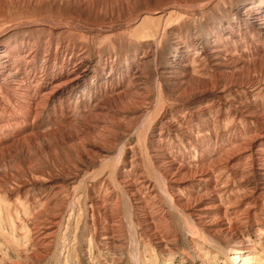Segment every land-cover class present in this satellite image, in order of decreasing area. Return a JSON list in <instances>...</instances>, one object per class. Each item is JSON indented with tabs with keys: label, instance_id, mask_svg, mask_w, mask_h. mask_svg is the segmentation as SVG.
<instances>
[{
	"label": "bare ground",
	"instance_id": "bare-ground-1",
	"mask_svg": "<svg viewBox=\"0 0 264 264\" xmlns=\"http://www.w3.org/2000/svg\"><path fill=\"white\" fill-rule=\"evenodd\" d=\"M88 1L0 0V206L2 203L10 205L8 193L12 189H15L13 195L21 199V189L29 183L50 188L42 198L44 207L34 217L33 257L39 260L49 253L57 235L62 219L60 208L67 200L61 196L62 191L73 187L74 192L76 184L86 185L85 174L99 163L103 164L108 153L119 147L112 170L116 186L122 189L121 194L128 196L124 203L127 205L125 218L131 226L146 223L138 208L144 203L157 205V196L163 194L173 209L186 213L192 208L199 219L209 218L205 225L213 236L236 240L232 223L221 215L219 197L213 190L216 188L215 169L217 163L225 159L226 168L245 158L261 160L264 104L261 103L260 112L248 110L244 115L228 100L227 94L245 84L257 86L251 91L255 96L264 92V0H243L235 10L226 8L227 1L232 3L233 0H191L190 3L163 0L156 6L122 8L98 3L88 8ZM211 14H218L219 21H211ZM197 17L202 18L200 29L206 36L183 35V30L194 26L192 22ZM172 34L178 37H170ZM132 36L145 40L126 49L134 43ZM170 44L175 45L171 61L163 50ZM190 47L195 50V67L190 63ZM158 61L165 64V71L159 80H156L157 75L155 78L156 82L160 81V93L153 110V102L148 105L147 101L157 94L149 90V72L145 68ZM118 67L126 68L115 76L114 70ZM169 99L176 107L186 106L181 108L182 112L189 109L195 114L208 113L216 106L221 109L228 106L234 109L235 120L246 117L254 125L242 127L241 131L249 134L247 138L238 135L227 138L225 148L223 141L219 144V136H215L213 149L198 148V158L191 157L189 148H182L183 163H179L164 149V129L167 127L168 132L175 129L178 137L187 136L190 140L193 136L181 125L188 120L186 114L180 116L173 108L167 111ZM244 106L252 110L260 105L255 99L253 105ZM176 116H180L181 121L177 122ZM154 120H161V127L159 133L150 138L148 130ZM212 120L215 124L218 121ZM137 127L139 145L128 148L129 168L119 171L118 164L127 152L126 140ZM138 147L148 159L146 165L156 184L140 172ZM237 152L239 156L235 155ZM39 161H43L40 167ZM108 167L111 165H104L101 172ZM261 170L264 171L263 167ZM98 184L101 185L99 191L97 184L87 188L93 216L100 215L110 205V210L119 217L122 196L109 190L107 179ZM105 188L108 192L102 197ZM201 190L207 192L198 193ZM261 190L263 196L264 186ZM258 198L264 203V196ZM250 203L258 202L249 197L247 204ZM21 204L30 210L28 202ZM167 216L166 212H160L147 218L156 223H168ZM190 226L192 234L197 233L195 225ZM167 232L162 238L168 237L172 230ZM104 235V239H109V233ZM146 241L150 249L151 239ZM175 241L173 239L170 245ZM158 245L162 253L168 248L164 239ZM154 247L150 249L151 260L147 264H156L158 249ZM234 249L238 253L243 251ZM140 258L145 256L141 253Z\"/></svg>",
	"mask_w": 264,
	"mask_h": 264
},
{
	"label": "rangeland",
	"instance_id": "rangeland-1",
	"mask_svg": "<svg viewBox=\"0 0 264 264\" xmlns=\"http://www.w3.org/2000/svg\"><path fill=\"white\" fill-rule=\"evenodd\" d=\"M161 1L163 0H89L88 8H91V6L95 5L96 3L104 4L105 6H109V8H122L126 6L132 7L134 5L156 6V4ZM184 1L188 3L191 2V0ZM242 3L243 0H233L232 3L227 1L226 8L235 10L239 5H242ZM218 17V14H211L210 20L219 21ZM201 20V17H197V20H194L192 22L194 26L192 28H189L188 30H183V35L188 34L189 36H193L195 35V33H199L201 37L206 36L204 30L200 29L203 25ZM138 25L137 28L141 27L139 23ZM172 36L175 38L178 37L177 34H172L170 37ZM132 38L134 43H131V45L128 43L127 45L130 46L125 47L126 49L133 48L138 43H141V41L145 40L144 38L137 39L138 37L136 36H132ZM158 38L159 37H157V39ZM147 40L151 41L150 38H147ZM173 40L175 39L172 38V42ZM182 42L184 45L186 44L185 38L182 39ZM156 45H158V43ZM174 49V44L165 46L163 49L166 54V58L169 61L172 60ZM190 50V63L191 65L194 64L192 67H195V65L197 64V62L193 60L195 56V50L193 49V47H190ZM153 63L156 64L154 65ZM164 65L165 64L163 62L161 63L160 61H158L152 62L150 65L148 64V68H145V71L147 73L149 72V90H151V92L155 91V94H157L155 98L151 97V100L149 99L147 101L148 105L153 102V110L156 109L157 100L159 99L160 93V81L156 82V80H159L160 74L165 71L163 69ZM125 68L126 67H118L117 69H115V76L120 74V72L125 71ZM107 69L109 70L110 67H107ZM156 75L158 78H156ZM256 87L257 86L254 84H245L242 87L236 88L233 93H228L227 98L228 100H230V102L233 103L235 108H238L241 113H245L244 115L247 114L248 110L260 112V107L262 105L261 103L264 104V92H262L258 96H255L251 91H254ZM255 99L260 105L259 108L256 107L250 110L251 107L248 109L244 106L246 104L253 105ZM166 106L167 111L173 108L177 110L178 113H180L178 114L180 116H185L186 114L188 120L186 121V123H180H182L181 125L183 130L190 131L191 135L193 136V140H190L187 136H185L186 138L181 136L178 137L177 133L174 131L175 129H172V131L170 132H168L167 127L164 129V137L166 142V146L164 149L167 153L172 155L173 158L176 157L175 161L179 163H183V161L181 160V153L184 148L190 149V151L192 152L191 157L195 156L196 158H198V155H196V151L198 150V148L199 150L201 149L204 151L213 149L215 136H219V144L221 143V141H223L224 147L228 144L227 138L231 136L237 137L238 135V137L240 136L241 138L249 137L247 131H241L243 130L242 127L246 125L251 127L252 125H254L253 123H249V120L245 119L246 117H240L235 120V113L232 112L234 111V109H229L228 106H226L224 109L216 106L211 108L208 113L204 114H195L194 111L189 109H185V111L182 112L183 109L181 111V108H184L186 106L176 107L172 99L168 100ZM167 111L164 112L163 117L166 116L165 113L167 114ZM180 116H176L175 119L177 122L181 121ZM0 117H2V115H0ZM212 117L218 120L216 121V124L215 122H212ZM160 122L161 120H154V122L152 123L151 127L148 130L150 138H153L154 135H157L159 133V127H161ZM207 126H209V128ZM44 130L45 129H42V131ZM152 130H154V132ZM138 132L139 131L137 127L131 132L132 134H129L130 137L128 136L126 140L128 143L127 152L118 164L117 168L119 171L129 168L131 153L129 152L128 148L133 145H139L137 135ZM200 133L202 136L200 135ZM203 133L205 135H203ZM209 138L211 139L210 142ZM136 150L139 151L137 157L139 156L138 162L141 164L140 172H144L148 179H150L152 183L156 184L155 177H152L149 174L150 168L149 165H146L149 163H147L148 159L145 157V153L139 147ZM119 152V147L111 150L108 153L109 155H107V160L105 159L103 164L99 163L96 167L91 168L86 174L83 172L87 180L86 185L76 184L77 190L74 192L72 191L73 187L64 189L62 191L61 196L67 200L66 203L63 204V207L60 208L62 218L61 223L57 227V235H55L53 245L51 246L49 253L39 260H36L33 257L35 255V248L33 247V235L36 231V225H34V217L36 216L37 212H39L44 207L41 203L43 202L42 198L44 199V196L50 192V188L38 183L36 185L34 183H29V185H26L21 189V199H18V197L13 195L15 193V189L10 190L8 195L9 199L11 198L10 205H12L10 206L9 203H7L8 205L2 203L0 206V264H147L148 260H151L150 249L154 246V248L158 249V259L155 261L156 264H264V203L261 202V200H258V197L263 198L264 196H261L263 193L261 188H263L264 186V171H260L262 167L264 169V146H262V155L260 156V161H258L256 157L245 158L247 161L243 159L237 165L231 163L233 166L231 168H226V163L224 162L226 159L224 158L225 160H220L219 163H217L218 166L215 169L216 188L213 190L214 193L216 192L215 195L219 197L221 215L223 214L222 216L225 217L229 223H232L231 228L236 233V240L213 236V233H211L209 231V228L205 225V223H208L209 218L199 219V217L196 216L195 212H193L192 208L186 213L178 208L173 209V207H171L170 203L166 200L163 194L157 196V200L159 201L157 205H154L152 203H149L147 205L144 203L142 208H138L137 206V211L141 213L143 217L147 219V221L146 223H142V225H139V227L135 226L134 224L133 226H131V223H129V221L125 218V208L127 205H125L124 203L126 202V200H128V196L121 194L122 189H120L119 186H116V181L114 179L112 170V168H114L113 162L119 155ZM235 155L239 156L240 152H237ZM42 163L43 161H39L38 167L42 166ZM253 164H258V168L256 167L255 169H252L251 167ZM104 165H111V167H108L101 172L100 169L103 168ZM242 169H244L245 171H242ZM119 178L120 180H122L120 174ZM99 179H107V183H109V190H114L116 196H118L119 194L122 196V205L121 210L119 211V217L115 216L116 214L110 210V205L106 206V209L103 210L100 215L98 213L93 216L92 210L90 208V199L87 188L88 186L91 187L94 186V184H97V190L99 191V189L101 188V185L98 184L100 181ZM157 185V189L160 190L159 182L157 183ZM232 187L234 188V190L232 189ZM106 191L107 190L105 188V193L103 192L102 197L107 195L108 191ZM205 191L206 190H201V192L198 191V193L203 194L205 193ZM195 192H197V190H195ZM249 197L254 198V200L256 199L258 203L247 204V198ZM21 202H28L30 204V210H32H26L25 207L22 206ZM148 202L149 201H147L146 203ZM160 212H166V214H168V223H156L153 222L151 218H147ZM236 212L237 214H235ZM10 215L11 219H14V223L10 219ZM121 217L122 219H120ZM94 221L96 223H94ZM190 224L195 225L197 233L192 234ZM33 227L34 229H32ZM169 229L172 230L171 234H169L168 237L162 238V236L168 233L167 231ZM105 233H109V235H107L109 239H104ZM145 235H147V238L145 237ZM150 235L151 238H149ZM122 238H124V242L122 241ZM145 238L151 239L150 246L152 247L150 249L146 244L147 241ZM161 239H164L165 242L168 243V248H171L170 251L167 248L168 250L166 249V251L162 253L158 245V242L161 241ZM173 239H176V241L174 244L170 245ZM236 247L242 248L243 251H240L238 253V250L234 249ZM120 250L121 252H119ZM141 253L145 256V258H140ZM166 258L168 259V262L165 263V260H167Z\"/></svg>",
	"mask_w": 264,
	"mask_h": 264
}]
</instances>
